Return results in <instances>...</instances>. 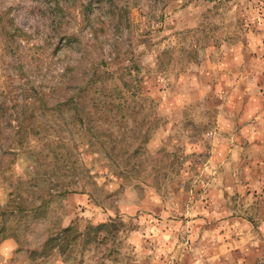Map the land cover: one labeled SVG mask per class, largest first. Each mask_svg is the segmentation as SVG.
Here are the masks:
<instances>
[{
    "label": "rangeland",
    "instance_id": "1",
    "mask_svg": "<svg viewBox=\"0 0 264 264\" xmlns=\"http://www.w3.org/2000/svg\"><path fill=\"white\" fill-rule=\"evenodd\" d=\"M0 264H264V0H0Z\"/></svg>",
    "mask_w": 264,
    "mask_h": 264
},
{
    "label": "trees",
    "instance_id": "2",
    "mask_svg": "<svg viewBox=\"0 0 264 264\" xmlns=\"http://www.w3.org/2000/svg\"><path fill=\"white\" fill-rule=\"evenodd\" d=\"M44 105H46V98H44V96L42 95V96H39L38 97V106L39 107H41V106H44ZM42 109H44V108H42ZM47 112H50L52 109L51 108H47V109H45ZM43 111V110H42ZM44 112V111H43ZM124 173H126V171L124 172ZM127 174V173H126ZM70 232H71V227H67V228H64L63 230H61L60 232H59V238H67V236H69L70 235ZM52 238H54V237H52ZM55 238H58V236L57 237H55ZM56 242L55 240H49L48 241V243H47V245L48 246H51V244H53L52 242ZM58 245V244H57ZM57 245H55V246H57Z\"/></svg>",
    "mask_w": 264,
    "mask_h": 264
}]
</instances>
